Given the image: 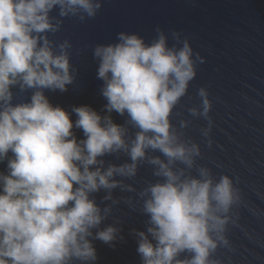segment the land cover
Segmentation results:
<instances>
[{"label": "clouds", "instance_id": "9594fccd", "mask_svg": "<svg viewBox=\"0 0 264 264\" xmlns=\"http://www.w3.org/2000/svg\"><path fill=\"white\" fill-rule=\"evenodd\" d=\"M102 5L0 0V163L6 161L0 171V264H96L95 241L111 245L120 229L102 227L111 209L95 194L104 190L107 201L117 187L131 190L116 177H135L145 161L159 179L140 193L148 217L146 230H134L141 264H218L212 255L227 244L225 215L239 193L228 174L217 178L207 167L192 173L200 148L181 139L173 123L204 61L188 37L173 32L170 45L162 29L151 42L120 32L117 42L96 45L107 114L91 105L68 110L46 95L67 91L75 80L70 41L51 37L65 18L92 19ZM14 89L30 91V99L14 102ZM197 94L200 109L189 111L208 119V91L201 87ZM113 112L125 122L117 123ZM129 126L136 130L131 137ZM210 131L209 120L203 134ZM119 152L128 161L105 167L104 157Z\"/></svg>", "mask_w": 264, "mask_h": 264}, {"label": "water", "instance_id": "95a60500", "mask_svg": "<svg viewBox=\"0 0 264 264\" xmlns=\"http://www.w3.org/2000/svg\"><path fill=\"white\" fill-rule=\"evenodd\" d=\"M157 29L169 35L170 45L175 43L173 32L188 37L194 51L204 58L172 117L181 139L200 148L192 173L207 167L217 178L228 174L239 193L225 215L227 244L221 243L212 259L218 264H264V0H103L94 18L83 22L65 18L60 31L51 37L57 43L70 41L75 80L67 91H47L46 95L54 105L68 110L91 105L107 114V101L100 91L103 80L97 78L99 61L93 56L95 46L117 42L120 32L139 33L151 42ZM201 87L207 89L212 103L208 119L189 111L200 109L197 93ZM14 92V102L30 99V91ZM112 117L121 124L126 120L115 112ZM72 119H76L74 114ZM209 120L211 131L205 136ZM135 131L129 126L130 137ZM76 132L83 137L82 131ZM104 160L107 167L125 163L128 157L119 152ZM3 170L6 161L0 163ZM116 179L131 190L117 187L107 201L104 190L95 194L102 207L111 209L102 227L115 224L120 229L111 245L95 241L96 264H141L134 230H146L148 217L142 208L146 197L140 193L159 178L145 161L135 177Z\"/></svg>", "mask_w": 264, "mask_h": 264}]
</instances>
